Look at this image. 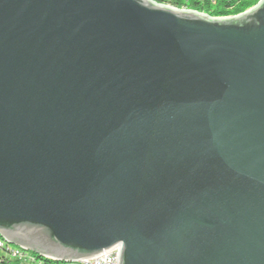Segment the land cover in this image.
I'll list each match as a JSON object with an SVG mask.
<instances>
[{
    "label": "water",
    "instance_id": "1",
    "mask_svg": "<svg viewBox=\"0 0 264 264\" xmlns=\"http://www.w3.org/2000/svg\"><path fill=\"white\" fill-rule=\"evenodd\" d=\"M0 236L62 261L264 264V0H0Z\"/></svg>",
    "mask_w": 264,
    "mask_h": 264
},
{
    "label": "built area",
    "instance_id": "2",
    "mask_svg": "<svg viewBox=\"0 0 264 264\" xmlns=\"http://www.w3.org/2000/svg\"><path fill=\"white\" fill-rule=\"evenodd\" d=\"M176 1L177 0H163L161 4L176 9L187 10L185 5L178 6ZM183 2H187V0H183ZM118 253L119 249L116 247L89 258L75 261H62L49 256L38 255L8 244L0 236V255L6 257L13 264H116Z\"/></svg>",
    "mask_w": 264,
    "mask_h": 264
},
{
    "label": "trees",
    "instance_id": "3",
    "mask_svg": "<svg viewBox=\"0 0 264 264\" xmlns=\"http://www.w3.org/2000/svg\"><path fill=\"white\" fill-rule=\"evenodd\" d=\"M162 3L163 0H154ZM259 0H177V5H185L187 10L207 14L211 17L233 16L254 6ZM0 264H13L6 257L0 255Z\"/></svg>",
    "mask_w": 264,
    "mask_h": 264
}]
</instances>
